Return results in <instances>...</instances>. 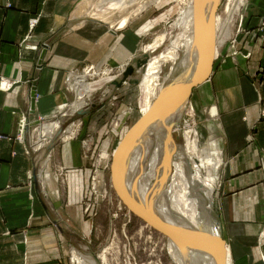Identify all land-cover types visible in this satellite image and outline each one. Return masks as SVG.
I'll return each instance as SVG.
<instances>
[{
  "label": "crops",
  "instance_id": "obj_1",
  "mask_svg": "<svg viewBox=\"0 0 264 264\" xmlns=\"http://www.w3.org/2000/svg\"><path fill=\"white\" fill-rule=\"evenodd\" d=\"M75 4L76 0H0V264L65 262L67 236L56 227L53 220L58 217L42 190L36 189L31 176L35 162L25 152L26 135L30 126L49 121L69 104L71 87L65 81L70 71L84 61L100 66L110 59L118 61L121 52L113 30L96 23L74 29L67 25ZM245 18L246 31L238 36L237 50L216 56L210 78L193 96L217 110L225 161L216 210L231 264H264V0L250 3ZM44 43L49 47L38 67ZM24 118L28 124L23 133ZM46 124L38 129L39 139L52 153L54 144L48 149L44 140ZM62 130L54 142L63 136ZM74 139L59 153L72 169L69 185L78 183L70 175H78L84 165Z\"/></svg>",
  "mask_w": 264,
  "mask_h": 264
},
{
  "label": "rangeland",
  "instance_id": "obj_2",
  "mask_svg": "<svg viewBox=\"0 0 264 264\" xmlns=\"http://www.w3.org/2000/svg\"><path fill=\"white\" fill-rule=\"evenodd\" d=\"M229 1H220L217 15L226 14ZM253 1L255 0L241 1L232 33L216 51V56L223 50H237L240 41L238 36L246 31L245 11ZM84 2L90 4L89 10L77 15L76 9ZM186 2V0H76L70 12L67 25L72 29L96 23L102 25L104 30L109 29L115 34L118 33L121 52L118 61L110 59L101 66L84 61L73 70L87 74L89 102L79 111L73 108V104L78 101L81 88L70 71L65 81V85L71 87L69 104L49 118V121H40L37 126H30L26 135L28 148L25 152L32 156L35 162L31 176L34 182L35 179L38 181L48 207L58 217L56 227L67 236L69 248L63 264H80L74 256L75 250L94 257L105 256L108 264H177V259L171 255L168 237L157 232L149 223H144L132 215L119 198L112 182L111 164L113 154L123 137L144 116L146 94L139 84L124 83L117 87L115 82L123 77L122 74L126 70L123 67L126 63L134 66L130 76L137 75L138 68L134 57L143 55L146 46L159 41L157 38L160 34L166 32L168 38L162 44L154 45L148 60L170 46L172 40L170 35L173 36L176 31L172 32L169 23L178 18ZM125 16L126 23L121 27ZM108 19L109 21H106ZM260 29H264V24ZM168 64L161 76L165 77L170 72L171 63L169 66ZM200 86L194 88L190 97L195 109L194 115L185 114L173 134L178 144H185L184 133L187 131H192V137H198L201 148L207 143L216 142L212 151L214 153H209L214 157L210 155L211 161L204 167L208 168L206 184H212L216 189L213 193V210L218 216L216 192L222 179L225 156L220 147L217 116L212 117L208 113L213 114V107L209 110L208 105L205 106L196 100L198 95L193 96ZM55 121L60 123L62 132L69 135L66 139L63 136L57 139L52 146L54 151L47 153L44 150L46 149L44 142L41 143L39 139L38 129L41 131L43 124ZM73 137L79 141L80 156L84 165L79 169L78 175H70L77 179L78 183L69 185L68 175L72 169L62 163L59 153L70 139H74ZM21 138L24 141L23 137ZM170 172L171 169L167 171V176ZM158 203L162 204L159 201ZM230 263L231 261L227 259V264Z\"/></svg>",
  "mask_w": 264,
  "mask_h": 264
},
{
  "label": "bare ground",
  "instance_id": "obj_3",
  "mask_svg": "<svg viewBox=\"0 0 264 264\" xmlns=\"http://www.w3.org/2000/svg\"><path fill=\"white\" fill-rule=\"evenodd\" d=\"M186 1L178 18L169 23L172 32L176 31L173 36L170 35L172 38L171 42L169 41L170 46L159 55L150 58L146 65L137 69V75L133 76L138 79L139 85L146 93L144 114L181 87L194 82L202 73L204 59L195 25V0ZM203 1L205 15L209 20L216 0ZM241 1L230 0L226 14L224 16L216 14L214 17L215 56L216 51L224 45L232 33V26H234ZM89 7L88 2L81 3L75 13L81 15L85 10L88 11ZM126 18V16L123 17L121 27L125 25ZM167 38L166 32L160 34L157 38L159 41L154 45L162 44ZM154 45L146 46L144 54L134 58L147 59L146 57L151 56ZM168 63H171V70L162 77L161 74ZM129 65L130 63H126L124 70ZM72 77L81 88L78 101L73 104V108L79 111L89 102L87 74L73 71ZM187 113L193 115L195 113L190 98L167 114L153 120L142 131L124 158V181L133 199L148 213L165 223L182 230L203 231L222 236L220 220L213 210L215 187L212 184H206L208 168L204 167L211 161L209 159L212 158L210 156L212 154L209 153H214L212 151L215 149L216 142L207 143L201 148L198 137H192V131H184L185 133H182H184L185 144H178L173 132L175 128L178 129ZM208 113L209 116L215 117L217 110L213 107V114ZM61 130L62 127L57 121L44 125L43 132L46 135L44 140L50 144L48 149L54 144ZM68 135L64 133L63 138L66 139ZM169 169L171 172L167 176ZM158 201L164 205L159 204ZM168 241L171 255L177 259V264H218L216 257L200 246L177 242L170 238ZM226 249L229 261L228 246ZM74 256L80 264H108L105 256L94 257L76 250Z\"/></svg>",
  "mask_w": 264,
  "mask_h": 264
},
{
  "label": "water",
  "instance_id": "obj_4",
  "mask_svg": "<svg viewBox=\"0 0 264 264\" xmlns=\"http://www.w3.org/2000/svg\"><path fill=\"white\" fill-rule=\"evenodd\" d=\"M220 2L215 1L214 9L207 20L204 10V1L195 0V25L198 40L200 43L201 52L204 59V67L200 77H198L194 82L181 87L175 93L164 98L153 108H151L144 116H142L136 124L132 126L129 132L123 137L119 146L113 154L112 164H111V174L112 182L114 188L119 196V198L124 203L125 207L130 211L132 215L140 219L144 223H149L157 232L160 234L181 243H188L202 247L205 250L211 252L217 259L218 264H227V242L223 236H216L210 233H205L203 231H190L182 230L175 226L169 225L164 221L158 219L152 214L148 213L143 209L131 196L126 188V183L124 181V158L126 157L131 146L137 139V137L142 133V131L156 118L167 114L168 112L175 109L184 100L190 98L194 88L202 85L210 78L214 63L216 60L215 56V42H214V32L213 24L214 17L216 15L218 6ZM47 45L43 44V50L38 61V67H42V61L47 51ZM135 64L137 68H141L148 62L147 59H135ZM134 71V66H129L126 68L123 77L115 82L117 87H121L125 82L130 84H139L138 79H131ZM130 78V79H129ZM32 85V104L31 111H34L35 107V94H36V84L35 81L31 82ZM36 189L39 192L40 186L38 181L35 179ZM57 223V220H53Z\"/></svg>",
  "mask_w": 264,
  "mask_h": 264
},
{
  "label": "built area",
  "instance_id": "obj_5",
  "mask_svg": "<svg viewBox=\"0 0 264 264\" xmlns=\"http://www.w3.org/2000/svg\"><path fill=\"white\" fill-rule=\"evenodd\" d=\"M32 25H35V21L32 23ZM44 45H47V47H49V45L48 44H46V43H44ZM26 121V122H25ZM27 118H24V120H23V122H22V132L24 133V131H25V129H26V127H27ZM28 153H29V151H28Z\"/></svg>",
  "mask_w": 264,
  "mask_h": 264
}]
</instances>
